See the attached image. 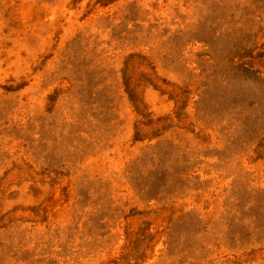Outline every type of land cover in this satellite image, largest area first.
<instances>
[{
	"label": "rangeland",
	"instance_id": "obj_1",
	"mask_svg": "<svg viewBox=\"0 0 264 264\" xmlns=\"http://www.w3.org/2000/svg\"><path fill=\"white\" fill-rule=\"evenodd\" d=\"M0 264H264V0H0Z\"/></svg>",
	"mask_w": 264,
	"mask_h": 264
}]
</instances>
